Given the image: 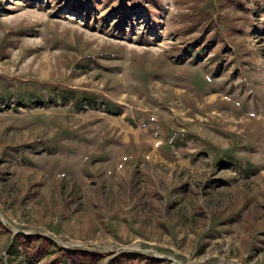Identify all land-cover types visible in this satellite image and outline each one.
I'll return each mask as SVG.
<instances>
[{
    "label": "rangeland",
    "instance_id": "374dc122",
    "mask_svg": "<svg viewBox=\"0 0 264 264\" xmlns=\"http://www.w3.org/2000/svg\"><path fill=\"white\" fill-rule=\"evenodd\" d=\"M0 225V264H264V0H0Z\"/></svg>",
    "mask_w": 264,
    "mask_h": 264
},
{
    "label": "trees",
    "instance_id": "16d2710c",
    "mask_svg": "<svg viewBox=\"0 0 264 264\" xmlns=\"http://www.w3.org/2000/svg\"><path fill=\"white\" fill-rule=\"evenodd\" d=\"M32 95L27 98L19 97L15 99V103L23 106L35 103ZM73 95L68 91H62L55 93L51 100L56 101L61 99L62 103H67ZM3 100L4 97L2 96ZM97 97H84L78 106H83L86 103H91V105H96ZM10 105V102H7ZM102 104L106 105L110 113H119V108L112 103L102 101ZM115 108L116 110H113ZM2 227V225H0ZM7 263L8 264H35L41 261L43 258L51 256L53 254H60L59 258L55 260V264H89L94 263L101 259L98 254L90 253L87 251L79 250H69L63 249L56 245V243L47 237L41 235H24L17 234L12 238L9 247L6 250ZM23 252L24 256L18 258L19 254ZM111 264H155L156 261L151 258H147L141 254H120L114 260L110 262Z\"/></svg>",
    "mask_w": 264,
    "mask_h": 264
}]
</instances>
